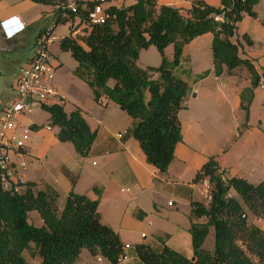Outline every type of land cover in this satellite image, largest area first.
Masks as SVG:
<instances>
[{
    "label": "trees",
    "instance_id": "1",
    "mask_svg": "<svg viewBox=\"0 0 264 264\" xmlns=\"http://www.w3.org/2000/svg\"><path fill=\"white\" fill-rule=\"evenodd\" d=\"M54 7L53 28L70 23V35L60 39V47L77 61L73 74L86 82L96 101L105 97L124 109L136 124L132 135L149 164L166 174L174 159L175 147L183 140L179 113L190 92L189 83L177 69L184 47L196 37L212 33L213 72L221 76L244 66L251 73V86L241 93L248 128L249 110L260 74L250 59L240 53L237 25L245 16L256 17L260 0H221L214 6L193 0L183 13L179 8L158 5V0H137L128 6H110L111 17L104 24H91L89 14L98 1L33 0ZM82 24V35L73 26ZM45 32L42 29L39 36ZM243 39L251 45L248 35ZM36 44V43H35ZM174 47L173 59L166 48ZM155 46L161 55L158 67L138 65L141 51ZM154 73L159 77L154 78ZM113 81L111 85L110 82ZM58 139L73 143L77 153L87 156L97 138L80 108L67 113L62 102L43 104ZM209 176L212 200L191 202V243L196 260L167 245L154 249L137 245L142 264H264V230L253 218L264 220V180L254 184L241 177L224 180V171L214 156L202 167L195 181ZM6 189L0 179V264H35L24 256L29 250L40 264H74L83 249L93 256L114 262L123 250L119 234L101 221L99 199L71 191L60 210L57 199L34 182H19ZM100 195V191L95 189ZM40 214L43 225L29 220V212ZM215 231V247L204 248L210 228ZM34 243V246L32 245Z\"/></svg>",
    "mask_w": 264,
    "mask_h": 264
},
{
    "label": "crops",
    "instance_id": "2",
    "mask_svg": "<svg viewBox=\"0 0 264 264\" xmlns=\"http://www.w3.org/2000/svg\"><path fill=\"white\" fill-rule=\"evenodd\" d=\"M75 1L67 0L69 5ZM136 1L106 0L104 6H128ZM192 1L158 0V5L172 6L187 13ZM204 1L214 6L221 2ZM36 6L38 4L33 0H0V52L20 56L12 57L10 61H1L0 58V64L8 71L21 60L25 61L24 66L27 65L36 53L35 43L40 33L32 38L33 19L28 13ZM255 11L256 17L245 16L238 23L236 38L240 42L241 56L250 59L256 71L262 74L264 0L258 2ZM44 13L46 21L52 19L53 23L54 7L48 5ZM11 17H18L25 29L15 37L7 38L1 22ZM244 35L250 37L251 45L243 39ZM212 39V33H205L184 47L177 71L189 83L190 92L179 113L183 140L176 145L174 159L166 174H161L158 168L147 162L138 140L133 137L136 120L105 97L96 101L89 85L73 72L71 81L75 88L66 85L58 75L62 69L59 62L61 66L57 70L55 85L65 110L70 113L80 108L89 126L97 131V138L90 153L81 156L73 143L58 139L59 128L50 124L48 112L45 122L38 117L32 118L34 112L22 116L17 135H21V128L25 126L30 127L31 133L24 148L12 146L9 149L12 186L16 185L18 190L19 182H34L39 189L57 199L60 210L71 191L93 200L99 199L101 221L119 234L123 244H131L135 254L137 245H149L154 249L167 245L191 258V202L204 200L202 185L195 178L209 158H216L227 178L241 177L255 183L257 177H264V111H257L259 103L264 110V97H260V90L264 88L258 86L254 90L249 126L244 128L246 114L241 108V93L251 86V73L241 66L216 76ZM28 47L32 50L25 54ZM168 47L165 52L172 60ZM1 74L4 75L2 70ZM156 74L154 78L159 76ZM16 80L17 77L14 82L6 83L7 93L0 96V118L5 105L16 96ZM125 131L127 133L118 137ZM31 156L37 161L30 164ZM95 189L101 192L100 195ZM29 220L32 223L30 217ZM37 221L43 225L41 216ZM84 250L74 264H92ZM96 262L103 264L104 260L99 262L96 257Z\"/></svg>",
    "mask_w": 264,
    "mask_h": 264
},
{
    "label": "built area",
    "instance_id": "3",
    "mask_svg": "<svg viewBox=\"0 0 264 264\" xmlns=\"http://www.w3.org/2000/svg\"><path fill=\"white\" fill-rule=\"evenodd\" d=\"M98 3L90 12L89 18L91 24H104L111 17L104 6L106 0H97ZM69 9L76 11V5H69ZM1 27L7 38H13L25 29V25L20 22L18 17L1 22ZM56 31L53 24L45 28V32L36 39V53L32 60L21 67L20 74L15 82L16 96L7 103L2 111L0 118V179L6 189H11V177L13 173L10 170L9 149L15 146L17 149L25 147L30 138V127H22L21 135L16 131L20 124V118L24 115L34 112L35 106L43 104H53L62 102L60 93L55 85L57 67H55L53 54L49 50L50 44L60 40V37L54 34ZM81 32V31H79ZM77 33V32H76ZM75 33V35H76ZM259 86L264 88V73L260 74ZM50 128V127H49ZM119 133L118 137H122ZM226 179V176H223ZM202 192L207 203L212 200V183L209 176H203L200 179ZM131 244H124L123 250L112 264H129L132 260ZM98 261H103L98 257Z\"/></svg>",
    "mask_w": 264,
    "mask_h": 264
},
{
    "label": "rangeland",
    "instance_id": "4",
    "mask_svg": "<svg viewBox=\"0 0 264 264\" xmlns=\"http://www.w3.org/2000/svg\"><path fill=\"white\" fill-rule=\"evenodd\" d=\"M37 4H38V6H36V8H31L28 10L30 17L33 19V21H32L33 32L32 33L34 35H32V38H34L35 34H39L41 32V30L43 29V26L49 27L52 25V22H51L52 19L50 21H46V18H44V14H45L44 12H45L46 7L48 5L43 4V3H38V2H37ZM53 15H54V13H53ZM73 27L75 30L77 29L76 36L82 35V33L79 32V31H81L82 24H79L78 26H73ZM54 34L59 36L60 39L67 36L68 34H70V23L60 24L57 28V31ZM28 48L29 49H27V52L25 54H27L28 52L29 53L31 52L32 48L31 47H28ZM49 50L53 54L54 64H55V67H57V70L61 66L60 63H62V69L58 73V75H60L62 81L66 85L71 87L72 89L75 88L73 81H71V78H72L73 69H75L77 66V61L72 57L70 52L64 51L60 48V40L54 42L53 44H50ZM167 51H168L169 57L172 59L173 55H174L173 45H170L168 47ZM16 54L15 53L14 54H2L0 52L1 61L3 59H7L10 61V60H12V57H15V56L17 58L18 57L20 58V56H18ZM161 60H162V58H161V55H160L159 51L157 50V48L154 46H151L148 49H145L142 51L141 57L138 60V65H140L143 68H147L148 66L158 67L161 64ZM24 62H25L24 60L19 61V63H16L18 65L14 66V69H12L10 71L4 69V67L0 64V96L4 93H7L5 90L6 83L10 84V83L14 82L16 77H18V75L20 74L21 66H24ZM1 70L3 71L4 75L1 74ZM177 73H178V71H177ZM154 74H156V73H154ZM56 75H57V72H56ZM156 76H158V73L156 74ZM112 84H113V81L111 80V85ZM7 87H9V86H7ZM260 92H261L260 97L263 98L264 97V90H260ZM257 111L259 113L264 111V110H261L260 103L258 104ZM31 116H32V118L38 117L39 120L44 121V122L48 120L47 111H45L42 108V106H40V105L35 106L34 113ZM0 126H1V122H0ZM35 161H37V160L34 157H32V156L29 157L30 164L35 162ZM262 180H264V177H261V176L257 177L254 184H257V183L261 182ZM203 202L205 204H209L205 201V199L203 200ZM39 215L40 214L36 211L29 212V217H30V219L34 225H37V226L42 225V223H39V221H37V217H40ZM252 220L256 225H258L261 229L264 230V220L257 219V218H253ZM32 245L34 246V243H32ZM160 247H158V248H160ZM214 247H215V231H214V228L211 227L207 241L204 244V248L207 250H213ZM85 253H88V255L90 257V262H92V264H97L96 257L98 258L99 256H93L89 252V250H87V249L84 250V255H85ZM24 256L28 260H31L36 264H38L40 262V261L38 262V260H40V258L33 257L29 250L24 251ZM131 256L134 258L130 261L129 264H141L140 260L137 258L136 254L133 252V250H131ZM103 260H104L103 264H112L110 261H108L104 258H103Z\"/></svg>",
    "mask_w": 264,
    "mask_h": 264
},
{
    "label": "water",
    "instance_id": "5",
    "mask_svg": "<svg viewBox=\"0 0 264 264\" xmlns=\"http://www.w3.org/2000/svg\"><path fill=\"white\" fill-rule=\"evenodd\" d=\"M191 260H192V261H195V260H196V258H195V257H191Z\"/></svg>",
    "mask_w": 264,
    "mask_h": 264
}]
</instances>
